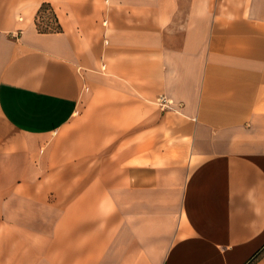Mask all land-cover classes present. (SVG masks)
I'll return each instance as SVG.
<instances>
[{
    "label": "crops",
    "instance_id": "0c3cea01",
    "mask_svg": "<svg viewBox=\"0 0 264 264\" xmlns=\"http://www.w3.org/2000/svg\"><path fill=\"white\" fill-rule=\"evenodd\" d=\"M0 264H264V0H0Z\"/></svg>",
    "mask_w": 264,
    "mask_h": 264
},
{
    "label": "built area",
    "instance_id": "2783aa9c",
    "mask_svg": "<svg viewBox=\"0 0 264 264\" xmlns=\"http://www.w3.org/2000/svg\"><path fill=\"white\" fill-rule=\"evenodd\" d=\"M45 12L48 14L47 17L45 16L46 20H48L49 15L51 16V11L49 9H47ZM40 16L41 15H39L37 17V25L40 28H49L51 26V24H53V19L50 21V23H48L46 20L45 21H40V18H41ZM45 18L43 17V19H45ZM158 102L163 107L167 106L170 103V101H168L165 97H160L159 100H158Z\"/></svg>",
    "mask_w": 264,
    "mask_h": 264
},
{
    "label": "trees",
    "instance_id": "16d2710c",
    "mask_svg": "<svg viewBox=\"0 0 264 264\" xmlns=\"http://www.w3.org/2000/svg\"><path fill=\"white\" fill-rule=\"evenodd\" d=\"M47 9H49V7H48L47 5H43V6L40 8V10H39L38 16H39V14L45 12ZM50 17H52V18L56 21V18H55V16H54L53 13H51V16H50ZM56 27H57V26H56ZM40 29H41V28H40ZM41 30H42V29H41Z\"/></svg>",
    "mask_w": 264,
    "mask_h": 264
},
{
    "label": "rangeland",
    "instance_id": "374dc122",
    "mask_svg": "<svg viewBox=\"0 0 264 264\" xmlns=\"http://www.w3.org/2000/svg\"><path fill=\"white\" fill-rule=\"evenodd\" d=\"M39 15H40V14H39ZM43 16H46V17H47V16H48V14H47L46 12H45V14H44V15H42V14H41V16H40V17H41V18H40V21H45V20H46V19H43ZM49 16H50V15H49Z\"/></svg>",
    "mask_w": 264,
    "mask_h": 264
}]
</instances>
